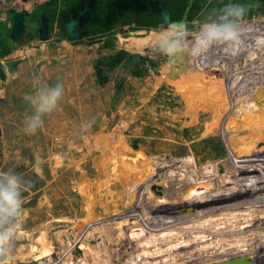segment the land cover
<instances>
[{
	"label": "rangeland",
	"instance_id": "374dc122",
	"mask_svg": "<svg viewBox=\"0 0 264 264\" xmlns=\"http://www.w3.org/2000/svg\"><path fill=\"white\" fill-rule=\"evenodd\" d=\"M31 4L32 2L22 4L21 7L30 11ZM52 5L48 12L54 15L53 18L47 17L46 24L55 28H49L52 32L47 40L41 41L36 38L37 35L28 39L27 31L16 41L9 37L14 42L15 49L6 58L0 59L5 76L3 80L0 78V172L19 173L25 181L32 183V187L23 193L21 227L9 257V264H81L82 262H78L80 260L94 264L93 253L96 251H100L101 260L97 261L98 264H103L107 259L105 253L112 256L108 260L111 264H128L125 260L134 252L136 242L130 241V238L125 240L124 235L133 225L144 227L147 231L144 235L147 237L151 235L148 232L162 233L164 240H157L156 243L152 240L157 246L173 242L182 244V248L172 251L181 255L177 264L186 262V257L190 255L196 261L189 259L188 264H202L198 260L221 258L219 256L223 253L215 252L221 248L204 252L201 249L198 252L192 250L200 244L196 241L197 238L188 245L182 242L190 239L192 234L197 235L199 231L198 228L192 229L188 222L197 216L196 213L178 216L177 209L171 205L174 202L169 197L158 211L157 196L165 197L167 193L161 180H153L148 187L155 194L149 191L152 194L153 208L156 207L152 210L153 219L143 214L129 216L132 213L130 209L135 210V204L143 202V199L134 198H142L141 193L134 195L140 189L141 183L138 181L141 177L136 178L124 166H135L140 171L141 162H145L150 166L161 167L159 174L165 175V178L179 175V178H183L182 181H173L177 177H172V182L168 183L170 190L175 192L178 203L184 187L181 184L190 176L199 181V188L190 186L191 191L188 183H185L190 198L199 191L205 192V195L225 191L228 194L221 193L223 195L214 202L222 208L220 203L226 202L229 197L231 203L238 194H242L237 196L240 201L250 196L255 197L250 193L251 189L264 191V175L252 177L264 172V86L258 87L256 91L251 90V85L242 89L247 80L231 79L233 76L227 79L228 76L225 77L227 84H236L239 93L231 91V94L217 96L222 89L221 83H224L221 67L225 59L220 55L223 53L221 49L214 48L211 51V66L203 74L192 64L199 60L204 64L209 60H203L207 55L199 59L185 55L171 64L167 57L152 55L149 45L152 33L158 32L155 29L129 30V25L118 26L114 36L108 35L110 39L106 47H102L104 37L93 42L86 38L59 39L57 21L62 17L64 2H52ZM202 8L197 14H200L198 21L207 16H203L206 10ZM39 15L31 16L33 22L28 20V33H32L31 27L40 24V19H37L40 18ZM246 17H252L253 21L260 23L259 18H264V12L258 11ZM1 25L6 27L7 24ZM192 27L196 29L197 26ZM130 41L135 44L130 45ZM16 42L20 43L16 45ZM263 47L252 49L251 55L244 54L242 50L240 53L247 63H238L235 56H231L230 59L242 66V69L232 67L228 59L226 64L231 67L227 73L237 70L239 76H242L243 69L246 66L251 67L250 62L257 55H261ZM121 50L156 61L158 65L149 69L142 78L131 76L132 66L118 67L108 74L109 79L104 86H98L94 63L100 57ZM15 62L17 68L10 70L11 64ZM255 64L259 65L257 61ZM260 67H264V63ZM251 68L254 70L255 67ZM257 69H261L259 75H264V68ZM57 82L64 84V95L58 109L44 117L43 127L35 134H26L23 131L24 121L32 109L25 96L33 95L39 84L46 83L51 86ZM120 82L122 86L118 91L116 86ZM188 83H191L192 88L188 87ZM256 83H253L254 88ZM237 93L245 97H239ZM248 108H251L247 111L248 116L238 113ZM251 117V122L245 120ZM85 124L90 126L82 131L81 126ZM249 145H253L249 152L240 153L242 147ZM134 146L137 149H133ZM232 165L233 170H230ZM214 166L224 180L218 179L213 174L215 172L210 170ZM239 167L242 171L240 175ZM37 168L42 174L37 173ZM248 180L251 183L248 184ZM202 183L208 185L209 189L205 190ZM195 203H192L193 206L205 207L204 211L212 208L208 203ZM260 203L264 205V200ZM219 205L209 211L217 209ZM220 207L217 212L219 216L223 215ZM250 210H254L253 206ZM260 215L253 221L255 227L250 229H257L258 226V233L264 234V225L260 224L264 222V212ZM124 219L127 222L122 227L125 230L122 232L124 239L118 241L117 233L110 231V228H115L116 223ZM99 226L102 227L101 230L105 229L104 232L99 233ZM250 229L243 232L250 234L247 233ZM220 232L223 235L219 237L221 242L226 243H219L220 246L226 248V245H231L227 240L233 235L231 240L239 236L242 241L247 242V248L260 254L258 264H264V240L261 241L262 238L257 232L251 236L236 235V230ZM230 233L229 238L227 234ZM37 238H43L51 250L50 256L39 261L36 259L42 255V246ZM106 240H109L108 243ZM81 245H87V250L81 248ZM118 245L122 247L119 248ZM242 249L243 247H238L235 251L224 250L229 256L223 258L238 257L240 254L234 253L244 252ZM159 255V258L144 256L142 262L137 264H157L153 261L163 259ZM173 258L176 259L175 255H172Z\"/></svg>",
	"mask_w": 264,
	"mask_h": 264
},
{
	"label": "bare ground",
	"instance_id": "6f19581e",
	"mask_svg": "<svg viewBox=\"0 0 264 264\" xmlns=\"http://www.w3.org/2000/svg\"><path fill=\"white\" fill-rule=\"evenodd\" d=\"M261 19V20H260ZM254 19L252 18V17H246V18H244V21H243V24H244V29H245V31H244V34H243V36H242V40H243V53L244 54H247L245 51H248L250 54H252V49H256V48H260V47H263L264 46V44H258L257 42H255V43H253V41H259V40H264V18H262V17H260L259 18V22L260 23H258L257 21H253ZM203 21V20H202ZM201 21V22H202ZM195 26V25H194ZM196 30V29H195ZM255 30H257L256 31V33L258 34V35H260V36H258V37H255ZM141 33V32H140ZM131 43H130V45H132V44H135V42L134 41H130ZM248 42H250V44H248ZM251 43H253L254 45L255 44H257V45H255V46H252L251 45ZM218 50V49H217ZM212 51V50H211ZM209 52L208 54H207V57H206V59H203V60H208L207 58H209V57H211L212 55H211V53L212 52ZM216 52H218V51H216ZM214 54H216L215 52H214ZM211 55V56H210ZM220 55L225 59L224 61H223V64H226V60H228V59H230V55H224L223 53H220ZM252 60V59H251ZM257 59H254V60H252V62H250V66L251 67H255L254 68V70H253V68H249V67H247L246 66V69H243V71H244V76L242 75V76H239V74L236 72L237 70H235V71H232V72H230V74H228L227 72H228V68L229 67H231V65H229V64H226L225 66H227V67H225L223 64H222V73L221 74H223L224 75V83H221L222 85V89L220 90L221 91V93H220V91H219V94L217 95V96H219V97H221V96H223V93H230L231 94V91L232 92H235V91H237V90H239L238 89V86L236 85V84H232V85H229V84H227V82H226V78L225 77H228L229 76V78H227V79H230L231 78V76H233L231 79H237L238 81H239V79H242V80H247L246 81V83H244V87H242V89H244L245 88V86H247V85H251V90L252 91H256V89L258 88V87H260V86H264V75H259L258 73L261 71V69H257L258 67L259 68H264V67H260L261 66V64H259V65H257V64H255V61H256ZM201 61L202 60H199V61H196V63L195 64H192L193 65V67H195L200 73L202 72L203 74H204V72L206 73V69H209L210 68V63H211V61L212 60H210V58H209V60L206 62H204V64H202L201 63ZM229 62H231L232 63V67H239V68H241L242 66H240L239 64H237L234 60H231L230 59V61ZM260 61H258V63H259ZM228 63V62H227ZM220 66V65H219ZM244 66V65H243ZM242 69V68H241ZM217 70V69H216ZM263 70V69H262ZM216 72V71H215ZM203 76V75H202ZM241 77V78H240ZM223 80V79H222ZM260 81H262V83L260 84ZM236 83H238L237 81H235ZM256 82H259L258 84L256 83ZM253 83H256V88H254L253 87ZM189 85H188V87H191L190 86V84L191 83H188ZM186 86V85H185ZM243 86V85H242ZM249 87V86H248ZM192 88V87H191ZM249 91H250V89H249ZM248 91V92H249ZM238 92V91H237ZM239 93V92H238ZM237 93V94H238ZM238 96L239 97H245V95H243V94H238ZM237 96V97H238ZM247 97V96H246ZM211 99H213V98H211ZM248 106H246V108H247ZM249 109H251V108H248V109H246V111L244 110V111H241V112H238L239 114L240 113H243V115L245 116H248V113H247V111H249ZM237 113V114H238ZM253 117H251V118H246L245 120L246 121H249V122H251V119H252ZM253 122H254V120H252ZM120 122V121H119ZM255 123V122H254ZM249 124V123H248ZM254 124H251V126H253ZM125 129V128H124ZM255 137V136H254ZM94 149V148H93ZM88 152V151H87ZM84 157V156H83ZM120 157V156H119ZM122 159V158H121ZM120 159V160H121ZM142 164H141V167H142V170H140L139 171V168H137V167H132V168H130V166L129 165H126V166H124V168H126L127 170H129V172L131 171L134 175H136V178H138V177H141L140 179H139V181L138 182H140L141 183V185H140V189L139 190H136L135 191V196L137 195V193L139 194V193H141L142 194V198L140 197V199H143V202L141 201L139 204L137 203V204H135V206H137V208L135 209V210H133V209H130V211H132V213L129 215V216H134L135 214H143V215H146V216H148V217H150V219H153V217H151V214H152V210H155L154 208H156V207H154L153 208V199H151L152 198V192H151V190L149 189L148 190V187H149V185L153 182V180H161L162 181V184L166 187V191H167V193H166V196H165V198H167L168 199V197H169V199L170 200H173V202L174 203H172L171 205L174 207V209L176 208L177 210V212H178V216H181V215H183V216H190V214L191 213H196L197 214V216H195V218L194 219H192V220H188V222H190V226L192 225V229H194V228H198L199 229V231H198V233H197V235H190V239H186V240H183L182 242L184 243V244H189V242L190 241H194V238H197L196 239V241L197 242H199L200 244H198V246L197 247H199V248H197V247H195V249H192V250H196V252H198V249H201V252H204V251H206V250H210V249H219V248H221V249H219V250H217V251H215L216 252V254H222V256L220 255L219 257H221V258H210L209 260H198V261H201V262H203L202 264H213V263H215L216 261H219V262H221V261H224V259L225 258H223V257H228L229 256V254H225L224 253V250H227V249H231V248H233V247H236V248H238V247H243V251L244 252H240V253H237V252H235L234 253V255L235 254H240V256H247V255H252V257H254V258H252V264H258V262H259V260H260V254H258L257 252H255V251H253L251 248H247V242H245V241H242L243 239L241 238V237H239V236H235V238L233 239V240H231L233 237H234V235H233V237H231V239L230 240H227L231 245H226L227 247L225 248L224 246H220L219 245V243H222L223 245H225L226 243L225 242H221V240H220V238L219 237H221V236H223L222 235V232H220L221 230H224L225 232H229V231H234V230H236V233L238 232V234H236V235H244V236H251V235H253V234H255L256 232H257V234L262 238L261 239V241H263L264 240V234L262 233H258L259 232V230H258V226H257V229L255 228V229H250V228H254L255 227V225H254V223H253V221L254 220H256L257 218H258V216L260 215V213H263L264 212V205L263 204H261L260 202L262 201V200H264V194H263V192H259L258 191V189H256V188H253V189H251L250 190V193H253V195L255 196V197H252V196H250V198L248 197V198H246V199H242L241 201H240V199L239 198H237V196H240V195H242V194H238V195H236V197H235V200H232V203L230 202V200L231 199H227L226 200V202H221L220 204H222V208L220 207V205L219 204H216V203H214L215 201H217L216 199L217 198H219V196L220 195H223V194H221V193H225L224 195H226V194H228L227 192H225V191H220L218 194H211V195H205L206 193L205 192H202V191H199L195 196H193V198H190L189 197V195H187L186 193H185V191H184V187H183V191H182V193H181V200H180V202L178 203V201H177V197H176V194H175V192L174 191H171L170 190V187H169V184L168 183H171L172 182V180H170V179H172V177H177V178H175V180H173V181H182V178H179V175H177V174H174L172 177H168V178H165V175L164 176H161V174H159V172L161 171V167H157L156 165H149L148 163H145V162H141ZM158 164V163H157ZM160 165V164H159ZM233 166L234 165H232V166H230L229 167V169L230 170H233L232 168H233ZM236 166V165H235ZM77 167V166H76ZM115 167V166H114ZM116 169V168H115ZM215 169H217L215 166L214 167H212L210 170H213L215 173H213L218 179L219 178H221V180H223L224 179V177H221L219 174H218V172H216L215 171ZM80 171V170H79ZM166 171V170H165ZM238 173H239V175L242 173V171L240 172V171H238ZM233 176V178H234V174L232 175ZM189 180L190 181H192V182H194V185L192 186L193 188H196V187H198L199 188V181H197V180H195V179H193L192 177H190L189 178ZM196 181H197V184H196ZM187 181L185 180V183H186ZM248 184L249 183H251V182H249V180H248V182H247ZM174 184H175V182H174ZM242 184V183H241ZM173 185V184H172ZM181 185H183V182H182V184ZM247 185V184H246ZM253 185V184H252ZM180 186V185H179ZM131 187V186H130ZM173 189H175V187H173ZM219 189H220V186H219ZM264 189V188H263ZM125 190V189H124ZM223 190V189H222ZM80 191V190H79ZM126 191V190H125ZM127 191H128V188H127ZM151 193H150V192ZM243 192H247V191H245V190H243ZM242 192V193H243ZM125 193V192H124ZM204 193V194H203ZM248 193V192H247ZM154 195V194H153ZM213 195H215V196H213ZM126 196V195H125ZM247 196V195H246ZM151 199V200H150ZM168 199V200H169ZM252 200H254L255 201V203L252 205ZM148 202H149V204H148ZM194 202H202V203H208L209 205L208 206H212V208L214 207V206H217V205H219L218 207H216L217 209H215V210H211V212L209 211L210 209H212V208H210V209H207V210H205L204 211V209H205V207L203 208L202 206H199V207H197V206H193V204L192 203H194ZM248 202H250L251 204H247ZM181 203H182V205H181ZM195 203V204H196ZM199 203H198V205H199ZM214 203V204H213ZM128 204H129V201H128ZM194 204V205H195ZM125 205V204H124ZM204 205V204H203ZM250 205H252L253 206V208H254V210H250V208L252 207H249ZM257 205H259V206H257ZM150 206V207H149ZM161 205H158L157 207H158V211H160V209H159V207H160ZM208 206H206V207H208ZM219 207L222 209L221 210V212H222V214L224 215H221V216H219L218 215V213L217 212H219ZM260 208L259 210L257 209V208ZM197 208V209H196ZM201 208V209H200ZM215 208V207H214ZM192 209V210H191ZM181 210V211H180ZM189 210H191V211H189ZM218 210V211H217ZM155 212V211H154ZM205 212H208V214L207 213H205ZM171 213V212H170ZM119 214V213H118ZM164 214H167V213H164ZM176 213H174V215H175ZM128 215V214H127ZM142 215V216H143ZM117 216V215H116ZM168 216V215H167ZM173 216V215H172ZM176 216V215H175ZM214 216V217H213ZM261 216V215H260ZM162 217H163V215H162ZM167 218V217H166ZM216 218V219H215ZM158 219V218H157ZM263 219V218H262ZM114 220H116V219H114ZM184 220H186V219H183V221ZM214 220L216 221V222H218V223H214ZM94 221V220H93ZM156 221V220H155ZM169 221H171V219L169 220ZM180 221V220H179ZM187 221V220H186ZM173 222V221H172ZM178 222V221H177ZM213 222V223H212ZM170 223V222H169ZM125 224H127V222H126V219H124V220H122V221H118L117 223H116V227L115 228H110V231L112 230L114 233H117L116 235V240H121V239H123V233H124V231H123V225L125 226ZM132 224V223H131ZM185 224V223H184ZM261 225H264V222H261L260 223ZM92 225V224H91ZM93 225H94V223H93ZM108 225V224H107ZM172 225H174V224H172ZM183 225V224H182ZM182 225H180V226H182ZM188 225H189V223H188ZM106 226V225H105ZM145 227L147 226V225H144ZM184 226V225H183ZM148 227V226H147ZM211 229H213L212 231H209L208 229L209 228ZM233 227V228H232ZM101 228L102 227H100L99 226V230H100V232L99 233H101V232H104V230L105 229H103V230H101ZM105 228V227H104ZM107 228H109V227H107ZM106 228V229H107ZM164 228V227H163ZM170 228V227H169ZM181 228V227H180ZM184 228H186V227H184ZM188 228H190V227H188ZM232 228V229H231ZM95 229V228H94ZM159 229V228H158ZM187 229V228H186ZM191 229V228H190ZM245 229H250V231H247V233H250V234H245L246 232H243ZM157 230V229H156ZM162 230V229H161ZM164 230V229H163ZM173 230V229H172ZM180 230V229H179ZM182 230H184V229H182ZM194 230H196V229H194ZM258 230V231H257ZM174 231H175V229H174ZM177 231H178V229H177ZM193 231V230H192ZM123 232V233H122ZM144 232L146 233L147 231L145 230V228L144 227H142V226H140V225H133V226H131L130 228H128V230H127V232H126V234L124 235V238L125 239H129L130 241H135L136 242V248L134 249V252H135V254H134V252H132V254L131 255H129L128 256V258L125 260V261H128V264H137V262H142V258L144 257V256H147V255H152L151 257L152 258H159V254H161V256L163 257V259L161 260H157L156 262L155 261H153L154 263H157V264H161V263H165V264H177L178 263V261H179V257L181 256L180 254H174V252L172 253V251H176L175 249H177V248H182L183 247V245L181 244H177V243H175V242H173V243H171V244H163V245H158L157 246V244H155L156 242H157V240H164V239H162V236H163V234L162 233H155V232H148V233H150L151 235V237L149 236V237H147L146 236V234L144 235ZM160 232V231H159ZM167 233H168V231H166ZM183 232V231H182ZM182 232H180V233H182ZM186 232V231H185ZM170 233V232H169ZM174 233V232H173ZM214 233H216V234H214ZM105 234H107V233H105ZM120 234H122V237L120 238ZM190 234V233H189ZM223 234H225L224 232H223ZM235 234V233H234ZM181 235V234H180ZM228 236L227 237H229V236H231V233L230 234H227ZM175 236H177V235H175ZM225 236V235H224ZM166 237H168V236H166ZM181 237H182V235H181ZM191 237L193 238V239H191ZM136 238V239H135ZM139 238H141L140 240H139ZM179 238V237H178ZM230 238V237H229ZM247 238V237H246ZM38 239V238H37ZM135 239V240H134ZM180 239V238H179ZM211 240L210 242H206V240ZM242 239V240H241ZM250 239V238H249ZM152 240H155V243L152 241ZM49 241V240H48ZM107 241H109V240H106V243H108ZM129 241V242H130ZM175 241V240H174ZM180 241V240H179ZM206 243H205V242ZM38 242L40 243V245L42 246V248H40L41 249V253H42V255L40 256L39 255V257L36 259V261H39V260H42V259H44V258H46L48 255L50 256V247L46 244V242L44 241V239L43 238H39L38 239ZM128 242V241H127ZM245 242V243H244ZM225 243V244H224ZM72 244V243H71ZM70 244V245H71ZM161 244V243H160ZM206 244V247H204V245ZM215 244H217V245H215ZM51 245V244H50ZM167 247H166V246ZM200 245V246H199ZM72 246V245H71ZM87 246V245H86ZM86 246H83V245H81V248H83V249H85V250H87V248L88 247H86ZM119 246V245H118ZM134 246V247H135ZM104 247V246H103ZM116 247V246H115ZM114 247V248H115ZM122 247V246H121ZM120 246H119V248H121ZM138 247V248H137ZM155 247V248H154ZM191 246H187V248H190ZM92 248V247H91ZM102 248V247H101ZM101 248H99V249H101ZM39 249V248H38ZM31 250H32V248H31ZM104 250V249H103ZM124 250V249H123ZM93 251V250H92ZM100 251H96L95 253H93V256H94V264H98V262L97 261H100L101 260V258H100V253H99ZM183 252V251H182ZM252 252H253V254H252ZM88 253V252H87ZM247 253V254H246ZM26 255V254H25ZM105 255V258H107V259H105V261H103V264L106 262L107 264H111V262H109L108 260L112 257L109 253H105L104 254ZM172 255H175V258L176 259H172ZM89 256V255H88ZM119 256V255H118ZM182 256H184L183 254H182ZM34 257V256H33ZM68 257V256H67ZM150 257V256H149ZM149 257L148 258H146V259H149ZM178 257V258H177ZM233 257H236V256H231V258H233ZM151 258V259H152ZM187 258V261L186 262H184V263H180V264H188L189 263V259H193V262H195L196 261V258L195 257H192V255H190V256H187L186 257ZM186 258H185V260H186ZM230 258V257H229ZM69 259V258H68ZM67 259V260H68ZM83 259V258H82ZM103 260V259H102ZM155 260V259H154ZM183 260V259H182ZM70 261V260H69ZM92 261V260H91ZM184 261V260H183ZM215 261V262H214ZM78 262H82L81 264H88L86 261H82V260H80V261H78ZM148 262V261H147ZM100 263V262H99ZM143 263H145V260L143 261ZM70 264V263H69ZM72 264H73V262H72ZM76 264H79V263H76ZM126 264V263H125ZM148 264H152L151 262L149 263L148 262Z\"/></svg>",
	"mask_w": 264,
	"mask_h": 264
},
{
	"label": "clouds",
	"instance_id": "9594fccd",
	"mask_svg": "<svg viewBox=\"0 0 264 264\" xmlns=\"http://www.w3.org/2000/svg\"><path fill=\"white\" fill-rule=\"evenodd\" d=\"M248 8L242 4L227 3L210 10L201 22L194 20L196 31L190 32L184 23H170L150 38L151 54L164 56L175 63L181 56L203 58L214 48H219L230 56L243 50L244 18ZM256 13V12H255ZM192 39H189V37ZM264 44V40L257 41ZM64 95V84H39L33 95H26L32 112L25 117L26 134H35L44 125V117L55 112ZM90 125H82L86 131ZM38 174H42L39 168ZM32 187L16 172H0V264H9V257L15 247L17 234L23 216V193Z\"/></svg>",
	"mask_w": 264,
	"mask_h": 264
},
{
	"label": "trees",
	"instance_id": "16d2710c",
	"mask_svg": "<svg viewBox=\"0 0 264 264\" xmlns=\"http://www.w3.org/2000/svg\"><path fill=\"white\" fill-rule=\"evenodd\" d=\"M188 2H165L164 6L169 9L174 15V19L171 18V21H179L182 17L181 15L184 12V9L186 7ZM47 3L38 5L36 7L35 12L31 13L29 15V19L33 22L31 17L33 14L39 15V12L41 14H45V17L51 16L53 18V15H51L48 11L45 10L44 6ZM78 2H71L68 7L70 10L76 12L77 9L80 8L81 4ZM206 4V2H194L193 7L189 13V19L193 18L195 15L198 14L200 9ZM226 4V2H208L207 6L205 7V13H203V16L208 15L210 10L213 8H219ZM236 4H242L245 5L248 8V12L246 15H251L255 10H260L262 7H264V0H252V2H236ZM148 7L145 2H93L90 5V11L81 19L82 25L79 26V30L81 32V37H91L90 42L98 41L99 37H102L105 35V32H109L112 28H115L116 25L121 27L124 25L131 26V29H137L138 27H150L157 24V20L151 16H148ZM62 17L57 21L58 27L61 30V33L59 34V39H65L66 38V31L65 28L62 25V22L66 20V16L64 13V10L62 9ZM246 18V16H245ZM38 21L40 18H37ZM52 27V26H50ZM10 33V29H7L5 27H2L0 25V59L6 58L12 51L15 49V44L12 42L8 35ZM108 34V33H107ZM35 34L27 33V38L30 39ZM36 36V35H35ZM110 36V35H109ZM109 36L105 39V42L102 44V47H106L109 44ZM20 42H16V45H18ZM250 44V42H248ZM252 46H255L253 43H251ZM264 48V47H263ZM260 49V50H263ZM259 50V51H260ZM222 52H224L222 50ZM225 53V52H224ZM236 60L239 63H247L244 56L239 53L235 56ZM256 61H260L258 64L264 63V51L261 52V55L256 56ZM136 60H138L136 62ZM157 62L153 61L148 58H143L136 54H130L124 50L117 51L113 54H110L108 56L100 57L96 60L94 63V75H95V81L98 86H104L108 82V74L118 67H125V68H131L130 74L133 77L142 78L147 74V71L151 68H155L157 66ZM17 68L16 62L11 64L10 70H15ZM0 78L3 80L5 78L4 71L1 68L0 65ZM122 83H118L116 86V89L119 91L121 89ZM260 130V129H259ZM253 145L242 147L240 150V153L249 152L250 148ZM137 149L136 146L133 147V149ZM242 161H240L241 163ZM242 164V163H241ZM237 166H240L237 164ZM238 169H241L240 167ZM191 177V176H190ZM189 177V178H190ZM187 178V179H189ZM183 179V178H182ZM186 179V181H187ZM224 180V179H223ZM188 188L190 190V186L194 185V182L188 181ZM184 185V191L187 195H189L185 181L183 182ZM202 186L205 190L209 189L208 185L203 184ZM191 191V190H190ZM152 194V188H151ZM155 195V194H154ZM157 196V195H156ZM167 198L158 197L157 196V204L162 205L163 202L166 201Z\"/></svg>",
	"mask_w": 264,
	"mask_h": 264
},
{
	"label": "flooded vegetation",
	"instance_id": "af4514ba",
	"mask_svg": "<svg viewBox=\"0 0 264 264\" xmlns=\"http://www.w3.org/2000/svg\"><path fill=\"white\" fill-rule=\"evenodd\" d=\"M192 2V5H191V8L188 12V16H187V21L189 23L188 25V28H189V31L190 32H195L196 30L193 29V21L194 20H198V16L200 15H195L193 18L189 19V13L193 7V3L194 2H206V4L204 5V7L202 8V10H205V7L207 6L208 2H227V0H27V1H24V0H0V25L3 23V24H7L5 28L7 29H10V33L12 31V27H13V24H14V15L16 13H19L21 11H26V15L23 16V30H24V33L27 31L28 33V20H29V15L31 12H33L35 10V8L38 6V5H41V4H44V3H47L45 4L44 8L46 11H51V7H53L52 5V2H64V5H63V10H64V13H65V16H66V20L64 22H62V25L63 27L65 28V24L70 20V16L72 18L76 17L78 15V13L82 10L85 9V12L83 15H81L80 19H79V22L77 23L76 27H75V30H77L79 32V37L78 38H86L87 40L90 41V39H92L91 37H81V32L80 30L78 29L79 26L82 25V21L81 19L90 11V5L93 3V2H145L147 7H148V16H151L150 15V9H149V5H148V2H160L159 4L162 5L165 9H167L165 6H164V3L165 2ZM29 2H32L31 4V7H32V10L28 11L24 8L21 7L22 4L26 5L28 4ZM71 2H78L81 4L80 8L76 10V12L74 13V11L70 10V8L68 7V5H70ZM233 3H236V2H252V0H232ZM79 4V5H80ZM169 11V14H170V20L171 18L174 19V15H172L171 11L169 9H167ZM256 11V10H255ZM258 12V10H257ZM256 12V13H257ZM39 16H40V24L38 26H35V27H31V32L32 34H35L37 35L36 38H39V30L41 28V19L42 17L44 18L45 17V14H41V12H39ZM182 16V15H181ZM153 18H155L154 16H151ZM156 19V18H155ZM181 19V18H180ZM47 18L45 19V22H46ZM157 20V19H156ZM177 21V20H176ZM158 22V20H157ZM171 22H175V21H171ZM157 25V24H156ZM156 25H153V26H150V27H138L137 29H155ZM49 28L50 26L47 25V36L49 37V33L52 32V30H54L55 27H52V30L51 32L49 31ZM118 28V26L116 25L115 28H112L109 32H105V35L102 36V37H99V39L101 38H107L108 35H113L114 36V32L115 30ZM127 28L129 30H135V29H131V26H127ZM58 35L61 33V30L60 28L58 27ZM156 30V29H155ZM66 31V29H65ZM157 31V30H156ZM257 30H255V37H258L260 35H258L256 33ZM10 33L8 35V37H10ZM108 33V34H107ZM35 35L33 37H35ZM66 38H67V31H66ZM190 38L192 39V37L190 36ZM257 41H253V43H255ZM148 44V43H147ZM257 45V44H255ZM222 51V50H221ZM248 55H251L248 51H245ZM223 54H225L223 52ZM239 63V62H238ZM261 84V83H260ZM186 90V89H185ZM261 175H264V172L262 171L261 173L259 174H256L252 177H256L258 178L259 176ZM258 183V182H257ZM260 184V183H259ZM256 185V184H255ZM261 185V184H260ZM134 198H140V197H134ZM229 200V199H228ZM255 203L254 200H252V205ZM252 205H250L249 207H251ZM124 239V238H123ZM126 240V239H125ZM231 249H234L233 251L236 250V247H233Z\"/></svg>",
	"mask_w": 264,
	"mask_h": 264
},
{
	"label": "water",
	"instance_id": "95a60500",
	"mask_svg": "<svg viewBox=\"0 0 264 264\" xmlns=\"http://www.w3.org/2000/svg\"><path fill=\"white\" fill-rule=\"evenodd\" d=\"M24 1H27V0H24ZM230 2L233 3L232 0H227L226 4L230 3ZM159 3L160 2H148L149 9H150V15L154 16L158 20L157 25L155 27V29L158 32L162 28H166L170 23H184L187 26L189 25V23L187 21V16H188V12H189L191 5H192L191 1L187 3L181 19L179 21H176V22H171L169 11L167 9H165ZM258 11L264 12V7H262ZM84 12H85V9L80 11L78 13V15L74 18H72L70 16V20L65 24V29L67 31V38L69 40L76 39L79 37V32L77 30H75V27H76L77 23L79 22L81 15H83ZM255 12H257V11H254L252 14H254ZM24 15H26L25 10L21 11L19 13H16L14 15V24H13L12 31L10 34V38L13 41L18 40L19 37L24 32V30H23V16ZM47 38H48V36H47V24L45 22V19L42 18L41 28L39 30V39L41 41H45V40H47ZM252 258H254V257H252V255L238 256V257L225 259L224 261H221V262H215L213 264H252L253 263Z\"/></svg>",
	"mask_w": 264,
	"mask_h": 264
},
{
	"label": "crops",
	"instance_id": "0c3cea01",
	"mask_svg": "<svg viewBox=\"0 0 264 264\" xmlns=\"http://www.w3.org/2000/svg\"><path fill=\"white\" fill-rule=\"evenodd\" d=\"M237 168V167H236ZM240 169H238V171H239ZM240 172H241V170H240Z\"/></svg>",
	"mask_w": 264,
	"mask_h": 264
}]
</instances>
